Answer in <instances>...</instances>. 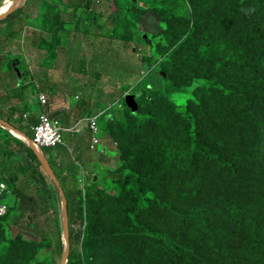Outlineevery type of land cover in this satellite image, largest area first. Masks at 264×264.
<instances>
[{
  "label": "rangeland",
  "instance_id": "rangeland-1",
  "mask_svg": "<svg viewBox=\"0 0 264 264\" xmlns=\"http://www.w3.org/2000/svg\"><path fill=\"white\" fill-rule=\"evenodd\" d=\"M63 1L76 5L78 0ZM94 1H100V4L95 5L94 12L90 13L91 17L89 18L84 6L80 8L76 6L79 9L78 11L75 9L66 10L68 13L64 15L69 16L70 20L75 19L76 16H71L75 13V15L80 14L78 20L82 21L78 22L77 20L76 22V18L66 26L67 30L71 29L72 31L68 36V42H63V39L62 42L58 40L53 42V51L56 53L61 52V55L55 62L52 61L54 62L52 65L47 66L44 64L43 53V56L37 55L35 57V69L32 71L34 74L31 76L35 81V85L31 86L34 88V92L38 95L43 90L48 95V104L43 110L51 118L61 119L66 126L69 125L66 121L67 117L62 114V109L56 107V105H60L61 101H64L69 108L65 112L66 115L72 116V113L76 110L73 124L76 121L78 122L83 115H97L104 112L106 108H114V115L120 124L129 123L127 129L117 134L120 136H117L120 141L119 149H117L119 152L115 151L116 147L114 148L112 142L105 136L106 133L103 129L105 126L101 122L102 118H100V123L98 120L100 129L98 138L101 140L102 145L97 146L95 152L88 151L89 146L87 142H84V133L71 136L73 143L85 144L83 146V152H85L83 159V155L79 157L75 150L68 149V154H66L71 163L75 164L79 170V165L83 169L80 170L81 173L78 177L81 195L82 197L87 195L85 193L87 188L85 179L89 176L82 163L88 166V170L97 172L99 176H104L105 170L128 169L135 171L141 177L143 184H147L148 180L142 172H146L147 168L150 167L152 171L155 169V172L166 181L178 182L181 178L182 165H177L172 159V155L179 146L165 135L166 130L162 126L172 129H179L183 126L181 119L173 114L172 109L175 107L181 109L180 107L190 102L193 87L180 91L177 87L184 86L186 79L191 78L192 74L199 75L201 68L196 66L200 70L190 72L188 76L184 73L185 67L186 69H189L188 67L196 69V67L192 66L190 61L186 59V52L176 51L174 42L181 33L178 21L171 18L166 19L165 23V19L160 21L159 16L154 14L153 10L151 11L157 0H137L136 2L131 0ZM22 3L23 1L18 0L17 7ZM178 4L181 5L182 2L179 1ZM259 5L264 9V0H199L196 10L190 9L189 12V18L193 25H190L192 27L191 29L189 27L187 36L194 31L195 33L204 32V48L213 57L219 55L226 57L225 60L229 62L228 65L231 67L235 63V58L240 59V52L233 45L235 41L244 40L247 44L264 48V39L257 37L258 33L264 34V14L258 10ZM119 10L121 14L126 12L132 16H137L139 21H137L134 31H132L135 37H138L136 41L124 43L111 36L113 23L110 15L119 13ZM82 13L84 14L81 16ZM254 30L256 37L253 35ZM141 35L149 37L153 47H150L148 43L140 42ZM0 47L4 48L2 44ZM259 59L260 56H258V62ZM145 61L148 62V65L144 64ZM159 69L166 71V80L164 78L163 83L156 88L153 84L159 75ZM231 72L230 70L229 73ZM142 78H144L145 85L143 87L146 90L142 100L136 103L130 96V89ZM12 81H9L10 85ZM7 85L8 81L1 78L0 103L4 102L7 105L9 115L12 107L19 104L20 100L15 98L13 102L8 103L5 99ZM253 96L254 100L264 110V87L262 92H254ZM127 98L132 99L135 107L134 111L145 116L142 118L143 127L141 130L143 131L144 124L150 121L149 126L156 124L159 133L165 136L161 137L163 146L159 145V151L164 155V159L158 166L155 161L148 159V152L140 146V144H144L146 149L148 147L145 143L140 142L141 134H139V128L136 126V119L123 114L124 103H126ZM37 99H39L38 96ZM27 102L31 104L29 97ZM245 103H250L248 96L232 103L235 106L233 112L236 114L235 120L240 118V112ZM18 113L17 120L10 119L6 121L26 133L29 138H33V131L28 129L34 121L30 116H27L28 113L24 109L19 110ZM4 114L7 116L6 112ZM158 116H166V118L161 120ZM35 120L38 121V118ZM119 129L121 130L122 127H119ZM207 129L208 124L201 125V140H206L210 144H221L225 146V149L227 143H229L230 149L226 150L228 152L252 147L255 143L252 138L258 135L257 126L254 127L253 133L251 132L252 134L248 138L236 135L234 134L236 131L230 129L231 134L227 133L230 140L223 137L212 141V138L208 137ZM263 130L264 127L260 131ZM133 133L135 137H133ZM114 135L116 134L114 133ZM144 135L147 138L151 136L149 129L144 130ZM17 136L24 138L21 135ZM66 138H68V134H66ZM102 151H104V155L99 154ZM54 155L53 164L55 169L53 168V170L57 169L56 171H60L61 174L70 166L69 161L63 157L60 161L58 155L56 153ZM72 155L80 159L79 164L76 163L77 159L73 160ZM65 164L66 168H64ZM256 165L250 163L245 168L237 169V179L244 177L247 184H234L228 176H225L211 192L213 195H220L223 200H226L232 206L243 207L245 211L228 218H216L214 223L219 226L227 224L231 232L223 240L218 241V245L226 250H233L237 259L246 264L254 263V259L248 255L245 244L252 245L257 250L262 249L261 251L264 253V166L260 165L258 169ZM62 166L63 168H61ZM215 174L216 171H214ZM91 177V184H93L97 179L95 176ZM29 179L22 177L19 181L23 185L30 183L33 188H30L28 194L34 195L37 191V185L34 186V181L31 178ZM59 183L61 186L62 181ZM116 184L117 182L112 179L101 180L94 191L95 196L86 198L85 221L81 224L74 223L71 229L68 225V235L71 230L73 232H83L88 229V242L81 245L80 255L82 258L87 255L91 256L94 264H109V256L122 264H165L169 261V258L165 259L166 256L161 251L160 244L151 246L150 240L145 237L146 235L139 234L125 218V212L133 206V198L126 193L118 194ZM180 192L179 189L171 188L166 193L168 196L167 201L172 206L175 205L176 208H180L185 201L183 195L180 196ZM4 202L11 206L14 200L6 198ZM250 207L258 208L259 213L255 216L249 213L247 209ZM63 217L62 201L55 199L49 202L47 220L39 213L16 215L14 211L10 216V225L6 231L7 241H15L18 237L23 239L26 244L20 248V251L25 264H61L63 254L60 256L58 251L54 254L55 249L53 248L57 239L56 232L61 231L62 238L66 236ZM170 219L162 209H157L155 212L146 209L138 217L139 223L150 227L152 231L169 228V232H174L176 237H181L180 242L182 244L180 245L183 246L184 238L192 239L193 236L181 234L173 226L171 228ZM254 221L258 225L257 231ZM84 236L82 234L81 238L84 239ZM257 242H260L262 246H258ZM198 252L211 253L205 245H201ZM13 263L17 262L14 261ZM13 263L6 262L5 264ZM210 264H219L218 258H215V261L212 259Z\"/></svg>",
  "mask_w": 264,
  "mask_h": 264
},
{
  "label": "trees",
  "instance_id": "trees-1",
  "mask_svg": "<svg viewBox=\"0 0 264 264\" xmlns=\"http://www.w3.org/2000/svg\"><path fill=\"white\" fill-rule=\"evenodd\" d=\"M179 1L182 2L181 5L178 4ZM198 1L187 0L185 2L184 0H178L173 2V0H157L155 2L156 5L151 8V11L153 10V13L159 16L160 21L165 19L164 22L166 23V19L171 18L178 21L181 33L176 42H174L176 51L182 50L186 52V59L190 61V64L195 67L200 66L201 68L199 75L192 74L191 78L186 79L184 86L177 87L178 91L193 87L192 98L189 99L190 102L180 107L181 109L178 107L172 109L173 114L181 119L183 126L179 129L162 126L166 130L165 135L179 146L172 155V159L177 165H182L180 180L178 182L166 181L155 172V169L152 171L150 167L147 168L146 172H142L148 180L147 184H143L141 177L133 170H105L104 176H99L97 172L88 170L89 176L85 179L87 183L85 193L87 195L86 197H82L77 176L80 170L75 164L71 168L69 166L61 174L60 171H56L57 169L55 171L59 181H61L60 179L63 176L71 179L69 191H66L61 184L67 201V216L70 229L74 223L78 222L81 224L85 221L86 198L95 196L94 191L100 181L112 179L117 182L116 190L118 194L126 193L133 198V206L131 209H127L125 218L128 219L130 225L139 234L146 235L145 237L150 240L151 246L160 244L161 251L166 256L165 259L169 258V261L165 262V264H210L212 259L215 261V258H218L219 264H246L237 259L236 253L233 250H226L218 245L217 242L223 240L231 232L227 224L219 226L214 223L216 218H228L245 211L243 207L232 206L226 200H223L220 195H213L211 192L225 176H228L234 184H247L244 177L237 179V169L239 168H245L250 163L257 164L258 169V166H264V130L260 131L264 127V110L254 100L253 96L254 92H262L264 87V48L247 44L244 40L235 41L233 45L240 52V59L235 58V63L231 67L228 65L229 62L225 60L226 57L221 55L213 57L204 48V32L195 33L194 31L187 36L189 27L190 29L192 27L190 25H193L189 18V12L190 9L196 10ZM56 2L62 4L60 0ZM76 6L78 8L84 6L86 9H89L90 1L78 0L75 5V10L78 11L79 9ZM44 8L49 15L46 32L53 34V39L51 41H42L41 48L47 50L45 64L50 66L58 59L59 54L53 51V42L59 41L60 33L63 30H67V25L65 22L60 23L62 22V16L58 7L47 3ZM120 10L119 13L110 15L113 23L111 36L116 37V39L124 43L134 42L138 37H135L132 31H134V27L139 20L137 16H132L130 13L125 12L121 14ZM258 10L264 14V9L261 8V5L258 6ZM253 35L256 37L255 30ZM257 37H261L263 40L264 34L258 33ZM139 40L153 47L149 37L146 36L144 38L141 35ZM258 56H260L259 62L257 61ZM19 62V59L7 58L4 64L8 69L14 71L16 68H19ZM1 63H3L2 59H0V65H3ZM144 64L148 65V62L145 61ZM188 68L192 70L185 67L184 73L186 76L190 72L200 70L199 67H196V69ZM230 70L232 71L231 73H229ZM158 71L159 75L153 84L156 88L163 83L164 78L166 80V71L162 69ZM144 78L136 82L130 89V95L133 96L136 103L142 100L144 91L146 90L143 87L145 85ZM21 89L23 90V94H25L29 86L25 87L22 85ZM33 91H35L34 88ZM11 96L12 93H9V97ZM247 96L250 99V103L243 104L240 112L241 116L238 120H235L236 114L233 113L235 106L232 103ZM127 105V103H124L123 114L136 119V126L139 128V134H141L140 142L148 145L147 149L144 144H140V146L148 152V159L155 161L158 166L162 162V159H164V155L159 151V145L163 146L161 137L165 136L159 133L156 124L149 126L150 121L144 124L142 131V118L145 116L130 109ZM113 110L114 108H106L104 112H101L98 120L100 123V118H102L101 122L105 126L103 128L106 133L105 136L112 142L114 148L116 147L115 151L119 152L117 149H119L120 141L117 134L127 129L129 123L120 124L117 122ZM2 112L3 110H0V117L3 119L8 121L10 119L17 120L16 117L14 118V115L7 114L6 116L5 112ZM102 115L103 117H101ZM158 118L163 120L166 116H158ZM234 120L235 122H233ZM204 123L208 124L206 132L209 134L208 137L212 138V141L217 138L222 139L223 137L224 139L227 137L230 140L227 134H231L230 129L231 131H236L234 134L248 138L253 133L254 127L257 126L258 135L252 138V141L255 142L252 147L228 152L226 150L230 149L229 143H227L225 149V146L221 144L217 145L213 143V145L206 140H201V125ZM37 124L38 122L35 123V125ZM119 127H122V129L120 130ZM147 129H149L151 134L148 138L144 135V130ZM4 130L8 132V135H13L8 130L0 127V131ZM133 137H135L134 133ZM26 146L33 153L32 149L28 145ZM43 151L54 168V154L56 152L58 155H60V152L66 153L68 149L65 146H60L56 149L44 148ZM33 156L36 164L31 167L33 171L31 174L29 173V176L34 181L33 185H37V191L34 195L14 191L19 200L15 198V201L10 206L8 215L0 218V264H5L6 262L13 263L14 261L17 262L15 264H25L22 260L20 248L26 243L21 237H18L15 241H7L6 237V231L10 225V216L13 212L15 211L16 215L39 213L40 216L47 220L49 202L54 199L62 201L60 192L55 188L42 163L34 153ZM82 164L87 167L85 163ZM25 171L27 169L23 173ZM214 171H216L215 175ZM24 175L25 179L30 180ZM91 176H95L97 179L93 184H91ZM0 177V179L7 181L5 176L0 175ZM10 182L13 183L14 180L12 179ZM13 187L15 185H12ZM171 188L179 189L181 191L180 196L183 195L185 198L180 208H176L175 205L172 206L167 201L168 196L166 193ZM10 190L12 189L9 186ZM6 198H8L7 193L5 195ZM146 209L153 212L157 209H162L171 218V228L173 226L181 234H189L193 238H184L182 246L180 245L182 244L180 242L181 237H176L174 232H169V228L166 230H150V227L142 225L138 220L140 213ZM247 211L255 216L260 210L250 207ZM254 226L257 231L258 225L256 221H254ZM82 234L85 235L84 239L81 238ZM87 234L88 229H85L83 232H73L71 230L69 234L70 252L67 264H94L91 256L87 255L85 258H82L79 251L81 245H84V242L86 244L88 242ZM55 235L57 239L53 248L55 249L54 254L58 251V254L61 256L65 251V238L61 237V231L56 232ZM257 244L260 247L262 246L260 242H257ZM201 245H205L211 253H199L198 248ZM245 249L250 258L254 259V263L252 264H264V253L261 251V248V250H257L254 246L245 244ZM108 263L122 264L112 256L108 257Z\"/></svg>",
  "mask_w": 264,
  "mask_h": 264
},
{
  "label": "crops",
  "instance_id": "crops-1",
  "mask_svg": "<svg viewBox=\"0 0 264 264\" xmlns=\"http://www.w3.org/2000/svg\"><path fill=\"white\" fill-rule=\"evenodd\" d=\"M7 1L9 0H0V5L6 3ZM12 1L14 3L18 0H12ZM56 1L57 0H23V3L18 7L17 10L13 11L6 18L0 21V45L2 44V47L4 46V48L0 47V59L3 60V63H1L3 65H0V79L3 78L8 81L7 93L5 99L8 101V103L13 102L15 98L20 100L19 104L12 107L10 114L14 115L15 118L17 117V114H19L18 113L19 110L21 111L22 109H24V111H26L28 114H31L30 117L34 122L30 124V128L28 130L31 129L32 131H33L32 126H34L35 123L38 122L35 119L37 118L38 113L40 112L38 99H37L38 95L33 91V88L31 87L32 85H35V81L31 77L32 74H34L32 71L35 69L34 66L35 57L37 55L43 56L44 54V58L46 59L47 50H43L41 48L42 41L45 40L51 41L53 39V34L46 32L47 30L46 24L48 23L49 15L47 14L44 6L47 3H50L51 5L58 7L62 16V20H61L62 22L60 23L65 22L66 25H69L71 21L75 20L80 15V14L75 15V13H73L71 16L72 17L76 16V17H74L75 19L70 20L69 16L64 14H67L68 10L71 11L72 9H75V5L63 0H60L62 1V4H59ZM99 4L100 1L98 2L94 0L90 1L89 9H85L86 14L89 15L88 18L91 17L90 13L94 12L93 8H95V5L98 6ZM77 20L78 19H76V22ZM71 32H72L71 29L63 30V32L61 33L59 31V33L61 34L59 38V42H62V39L63 42H66ZM64 36L65 38H63ZM60 55L61 52H59L58 57ZM7 58L19 59L20 61L18 63L19 68H16L14 71L8 69V67L4 64ZM11 80L13 81L10 85L9 81ZM22 85L25 87L29 86V89L28 91H25L26 92L25 94H23V90L21 89ZM43 92L44 91L42 90V93ZM9 93H12L11 97H9ZM44 93L46 94V92ZM28 97L31 100V104L27 102ZM3 101L5 100L3 99ZM59 104L60 105H56V107L57 109L58 108L62 109L61 112L63 115H65V117H67L66 121L67 123H69V125L67 126L64 125L61 119L60 120L58 119V121H60L65 126L66 129L73 128L80 120L86 117V115H83V117L78 122L76 121L73 124V121H75L74 116L76 110L70 108L71 110H74V112L72 113L73 115L72 116L66 115L65 112L69 109L68 106H66L67 104L64 103V101H61ZM7 109H8L7 105H5L4 102L0 103V110H3L6 112V114H8ZM0 127L2 126L0 125ZM66 134H68V138H66ZM33 136H34V131H33ZM71 136H75V135L71 134L70 132H66L63 134V138L67 143V145L69 146V148L67 147L66 148L71 149V151L75 150L76 154H78L79 157L83 155L82 156L83 159L85 157L84 155L85 152H83V146H85V144L83 145L82 143L81 144L75 142L73 143L71 140ZM88 136H89L88 133L85 132L84 142H88ZM26 145L27 144L25 143L24 138L22 139L18 137L16 134L8 135V132H6L5 130L0 131V175L5 176L7 178L6 182L12 189L7 192L8 198H12L14 201L15 198L19 200L15 192L17 193L24 192L25 194H28L30 193L29 191L30 188H33L32 186H30V184L23 185V183L20 184L19 181L24 174H26L24 176L30 178L29 173L31 174V172L33 171L31 170V167L36 164L33 153L37 156L38 160L40 161L36 152L31 148L33 151V153H31V151H29ZM43 152L44 151H42V153ZM59 154L60 155L57 154L59 157L57 158L60 159V161L63 157L64 159L69 161L70 168L74 166L73 163L70 162L69 157L66 155L68 154L67 152L66 153L60 152ZM72 156H73V160L75 161V159L77 158H75L74 155ZM79 161L80 159H77L76 163L79 164L78 163ZM64 168H66V164L64 165ZM25 169H27V171L23 173ZM85 169L88 171V166L85 167ZM80 170L83 169L80 167ZM80 173L81 171H79L77 175L78 177ZM12 179L14 180L13 183L10 182V180ZM70 180L71 179L69 177L67 178L64 176L61 177L63 187L66 189V191L70 190V182H71ZM12 185H15V187L12 188Z\"/></svg>",
  "mask_w": 264,
  "mask_h": 264
},
{
  "label": "built area",
  "instance_id": "built-area-1",
  "mask_svg": "<svg viewBox=\"0 0 264 264\" xmlns=\"http://www.w3.org/2000/svg\"><path fill=\"white\" fill-rule=\"evenodd\" d=\"M38 104H39V113H38V124L32 126L34 131V136L32 138L34 145L42 150L44 148H52L56 149L60 146H65L69 148L67 143L63 138V134L66 132H70L71 134H79V133H88V151L95 152L96 147L102 145L101 140L98 138L100 135V129L98 127V119L100 114L97 115H87L76 124L73 128L66 129L63 124L51 118V116L43 110L48 104V97L45 93L38 94ZM27 116H30L28 114ZM25 143L29 146V141L25 139ZM99 153L101 155L103 154ZM57 155V153H56ZM9 191V185L6 181L0 180V218L8 215L10 211V206L6 204L5 195Z\"/></svg>",
  "mask_w": 264,
  "mask_h": 264
},
{
  "label": "water",
  "instance_id": "water-1",
  "mask_svg": "<svg viewBox=\"0 0 264 264\" xmlns=\"http://www.w3.org/2000/svg\"><path fill=\"white\" fill-rule=\"evenodd\" d=\"M23 1V0H21ZM132 2H136L137 0H131ZM18 1L14 2L13 5L11 6V8L7 11H5L4 13L0 14V21L3 20L4 18H6L10 13H12L13 11L17 10V5ZM144 38H146V36H144ZM131 96V95H130ZM133 99V96H131ZM132 99L127 98L126 103L128 104L127 106L132 109L135 110V107L133 106V102ZM0 125L2 127H4L5 129H8L10 132H12L13 134H17V135H21L24 137V140H28L29 141V147L32 148L36 154L38 155L40 162L43 165L44 170L47 172V174L49 175L52 183L54 184L55 188L58 189V191L60 192L61 196H62V209H63V213H64V217H63V226H64V230H65V251L63 253V259H62V263L61 264H67V260H68V256H69V252H70V243H69V235L67 232V227H68V216H67V201L63 192L62 187L60 186V181L55 173V171L53 170L52 165L50 164L49 160L46 158V156L41 152V150H39L33 143L32 138H29L23 131H21L19 128L15 127L14 125H12L11 123H9L8 121H6L5 119L0 117Z\"/></svg>",
  "mask_w": 264,
  "mask_h": 264
},
{
  "label": "bare ground",
  "instance_id": "bare-ground-1",
  "mask_svg": "<svg viewBox=\"0 0 264 264\" xmlns=\"http://www.w3.org/2000/svg\"><path fill=\"white\" fill-rule=\"evenodd\" d=\"M13 1L9 0L6 3L0 5V14L4 13L5 11L9 10L12 6ZM214 145V144H213Z\"/></svg>",
  "mask_w": 264,
  "mask_h": 264
}]
</instances>
